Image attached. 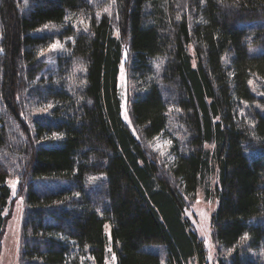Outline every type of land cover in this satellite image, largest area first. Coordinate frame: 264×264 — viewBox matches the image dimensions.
Wrapping results in <instances>:
<instances>
[{"label": "trees", "instance_id": "obj_1", "mask_svg": "<svg viewBox=\"0 0 264 264\" xmlns=\"http://www.w3.org/2000/svg\"><path fill=\"white\" fill-rule=\"evenodd\" d=\"M9 179L19 264H205L201 186L218 264H264V0H0V235Z\"/></svg>", "mask_w": 264, "mask_h": 264}, {"label": "rangeland", "instance_id": "obj_2", "mask_svg": "<svg viewBox=\"0 0 264 264\" xmlns=\"http://www.w3.org/2000/svg\"><path fill=\"white\" fill-rule=\"evenodd\" d=\"M80 19L78 15L75 20ZM45 56L48 60V67H51L52 71L55 70L56 56L59 53L66 52L63 43L55 42L49 45L45 50ZM194 64V61L192 62ZM47 74V73H46ZM45 77V75H44ZM118 91L121 96V114L122 117L128 122V115L126 111L127 98L129 91L125 80L124 71L121 67L118 72ZM27 120V118H26ZM130 125V121L128 122ZM132 131L137 134L134 127ZM154 147L164 152L166 150L167 142L162 139L154 141ZM210 185H212L214 179V172L212 170L210 174ZM10 187V196L7 206V216L0 235V264H19L20 257V237L22 226V215L24 211V203L21 198L15 197V189H17V183L14 179L8 181ZM216 206V197H207L204 194L203 187L198 188L195 200L190 204L185 212V216L192 223L198 235L203 239L204 246L206 248V263L205 264H218L217 254L218 246L211 236L210 218L211 214ZM6 210V209H5ZM110 252V250H108ZM107 257L108 264H114L113 255L109 253ZM188 264H198L195 259H190Z\"/></svg>", "mask_w": 264, "mask_h": 264}]
</instances>
